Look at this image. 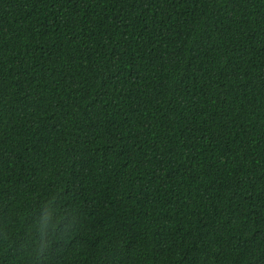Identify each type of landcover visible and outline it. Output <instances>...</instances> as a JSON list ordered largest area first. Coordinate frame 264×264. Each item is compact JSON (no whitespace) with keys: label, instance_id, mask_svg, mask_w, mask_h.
<instances>
[{"label":"trees","instance_id":"1","mask_svg":"<svg viewBox=\"0 0 264 264\" xmlns=\"http://www.w3.org/2000/svg\"><path fill=\"white\" fill-rule=\"evenodd\" d=\"M0 264H264V0H0Z\"/></svg>","mask_w":264,"mask_h":264}]
</instances>
